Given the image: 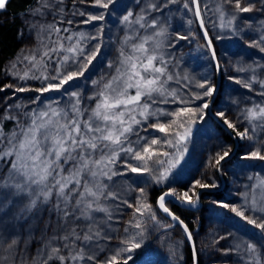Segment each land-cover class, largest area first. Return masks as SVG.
Segmentation results:
<instances>
[{"label": "snow or ice", "instance_id": "6c2138e0", "mask_svg": "<svg viewBox=\"0 0 264 264\" xmlns=\"http://www.w3.org/2000/svg\"><path fill=\"white\" fill-rule=\"evenodd\" d=\"M56 2L62 4L63 0ZM177 2H148L139 13L128 10L122 15L121 23L129 26V30L117 60L108 64L112 71L107 77L91 81L95 91L88 96V100L93 101L94 106L83 105L82 93L69 89L73 81L85 76L100 56V42L91 48H87L85 42L100 41L103 28L96 35L80 32L63 37L60 33L68 32L67 28L61 30L54 24L33 22L31 28L37 30V36L49 33V43H45L41 37L39 47L22 57L23 61H27V70L22 74L17 71L15 76L21 81L39 80L41 86L26 88L22 84L7 83L0 85V92L7 89L16 93L35 91L39 95L33 98V103L52 92L68 95L70 99L64 107L56 102L31 109L22 113L23 119H20V114L4 117L15 121L16 126L9 134L0 129V161L8 164L7 170L0 172V264H129L134 261L133 254L144 248L150 233L146 221L141 218L147 215L152 222L159 224L146 202L145 189L139 188L137 203L133 204L121 199L120 193L113 190V185L104 181H113V177L129 174L136 177L147 175L157 184L167 180L172 169L180 164L187 153L193 126L205 120L211 98L218 91L207 76L194 79L187 74L181 76L172 73L169 61L160 52L165 46L164 40L169 37L167 20L157 17L149 20L148 14L155 11L161 13L162 17V10ZM7 3L8 0H0V11L6 8ZM36 3L37 7L32 12L34 16L43 17L47 10L63 11L54 7L51 0H36ZM118 3L119 0H94L93 6L102 9L111 7L115 11ZM191 5L194 6V16L200 21V28L204 30L206 25L201 19L199 0H191ZM223 5H234L235 11L226 14ZM223 5L215 9L219 14V27L228 29L234 36H242L247 47L264 52V33L255 39L246 35V28L252 27L247 21L234 26L238 20L237 14L264 13V0H223ZM183 7L193 10L188 2ZM79 15L86 17L82 21L84 24L105 19L103 12L89 14L81 11ZM188 24L191 25L192 21L189 20ZM132 25L153 31L148 35L134 36ZM261 25L264 26V21ZM53 33L55 40L51 39ZM185 39H189V36L175 35L176 41ZM204 39L211 59L217 61L219 70L220 63L206 30ZM65 40L70 43H63ZM167 47H175V44L169 42ZM61 53L63 55H59L56 61L55 74H49L48 63L54 54ZM12 67L16 69L17 65L13 64ZM247 70L255 71L251 66L247 69L239 67V71ZM229 79L249 91L256 83L255 76L251 80L231 76ZM172 82L178 84L179 89L171 87ZM259 83L264 89V81ZM260 94L264 95V92ZM161 104L179 107L162 109L159 107ZM194 104L195 107L192 106ZM216 115L241 140L252 141V133L258 128L264 129V104L243 109L235 122L228 118L224 110L218 109ZM241 119L250 126L243 131L238 127ZM150 129L161 136L141 134ZM133 136L135 139H132ZM231 156V146L220 145V150L212 158V166L216 171H221L222 162L228 163ZM133 160L135 164L131 162ZM240 160L264 163V146L250 147L240 155ZM118 161L123 162V170ZM249 180H254V183L246 185V191L240 193L245 201L244 206H231L223 201L214 203H218L220 208L229 209L248 225L259 229L264 236V177L250 176ZM133 183L139 185L140 181ZM216 187L215 182L197 180L192 189L182 194L166 192L159 196L158 204L173 221L183 225V221L166 206L165 198L176 195L182 203L195 206L200 198L196 188ZM128 188L136 191L132 184ZM108 201H119L117 207L126 204L134 210L124 228L125 235L114 249L108 247L114 239L111 235L114 216ZM247 210L260 212L261 215H246ZM184 231L188 233L187 226H184ZM188 240H192L190 233ZM30 245H35L34 254ZM221 251L224 255L241 253L240 258L245 259L246 264H262L258 247L252 242L237 241L233 247ZM101 253H107L103 259L100 258ZM172 255H175V250ZM193 264H198L195 248Z\"/></svg>", "mask_w": 264, "mask_h": 264}, {"label": "rangeland", "instance_id": "374dc122", "mask_svg": "<svg viewBox=\"0 0 264 264\" xmlns=\"http://www.w3.org/2000/svg\"><path fill=\"white\" fill-rule=\"evenodd\" d=\"M183 1L184 0H178L176 4L169 5L168 8L163 9L162 17L161 13L155 11L148 14L149 20L153 17L167 20L169 37L164 40L165 46L161 48L160 52L169 61V69L172 73L181 76L187 74L194 79L207 76L216 85L218 91L216 95L211 98L212 102L205 120L199 121L193 126L192 139L195 141L194 145H189L188 142L187 153L184 155L180 164L172 169L167 180L160 183L162 189L157 190L159 185L154 183L151 177L147 175L144 177H136L129 174V176L113 177V181H104L105 183L113 185V190L120 193L121 199H127L133 204L137 203L139 188H144L147 194L146 202L151 206L152 212L157 216L159 221V224L151 221L153 227L152 233L146 240L144 248L137 250V252L133 254L134 261H130L129 264H146V262L147 264H171L168 250L162 249L163 251L156 252L151 249V246L155 244V241L159 240V238L161 244L164 242L165 246L168 247L170 251L172 250L173 252V250H175V263L178 264L180 262L179 257L181 256V249H177L178 245L175 236L176 233L179 234L178 231L181 227L180 225L174 224L169 217L161 213L157 205L158 197L166 192L182 194L184 191L192 189L193 184L197 180L205 183L215 182L217 187L214 189L196 188L195 191L200 194V198L195 206L182 203L176 198V195L167 196L165 202L166 204L167 202L169 203V206L166 205L169 209L175 205V203H170L171 199L191 208L197 207L194 210L198 209L197 211H199V209H201L200 213L193 214L196 218H199L198 221H196L197 219L195 218V222H197L199 226V232L194 233L199 245L198 264H246V260L240 258L241 253L224 255L221 251L222 249L233 247L237 241H247L256 244L258 247V256L262 264H264V236H262L260 230L254 228L252 225H248L229 209L220 208L218 203H214V201H223L231 206H244L245 201L240 193L246 191V185L254 183V180H249V177H264V163L245 162L240 160V155L248 151L250 147L264 146V129L258 128L255 133H252V141L241 140L236 137L235 133L231 129H228L227 126L223 124V121L216 115L218 109L224 110L228 118L235 122L243 109L252 107L255 104H264V95L260 94L264 92V89H261L259 83L260 81H264V52H261L258 48L247 47L242 36H234L228 29L222 30L219 27V14L215 9L218 5H223V0H199L201 19L205 22V30L209 33V39L212 40L213 49L220 63V74L217 75L216 68L211 59V54L197 26L191 0H188V3H190V8L193 10L185 9L182 4ZM51 2L54 7L62 8L63 11L47 10L43 17L34 16L32 12L34 8L37 7L36 4L30 12L20 17L22 25L20 49L14 58L5 62L0 77V85L7 83L16 85L22 84L26 88H38L41 86L39 80L29 79L27 81H21L15 76L17 71L22 74L23 71L27 70V61H23L22 57L27 55L31 49L39 47V40L41 37L44 39L45 43H49V33L44 32L41 36H37V30L31 28L34 21H37L39 24H54L61 30L67 28L69 30L68 32L61 31L60 33L63 37L75 35L80 32L96 35L98 30L102 27L104 28V32L101 33L100 41L90 40L85 42L87 48H91L93 45L100 42V56L93 62V65L90 66L85 76L79 78L77 81H73L72 87L69 89V91H80L82 93L83 105L94 106V102L88 100V96L92 95L95 91L91 81L99 80L102 76L107 77L112 71V69H109L108 64L117 60L119 51L123 46L125 35L129 30V26L121 23L122 15L126 14L128 10L139 13L142 8L146 7L148 2L160 3L161 0H119L115 11L111 10V7L110 9L94 7V0H83V2L82 0H63L62 4H57L56 0H51ZM244 2H247V0H244ZM223 7L226 14L235 11L234 5H223ZM81 11L89 14L103 12L105 14V19L103 21H94L91 24H84L82 21L86 19V17H81L79 15ZM237 15L238 20L234 22V26L238 24L242 25L245 21L252 26L251 28H246L245 31L247 36L258 39L259 36L264 33V26L261 25V22L264 21V13L253 12ZM3 16V11H0V18ZM69 20L72 21L71 24L68 23ZM189 20L192 21L191 25L188 24ZM130 27L135 29V31L132 32L134 36L148 35L153 31L151 28H148L147 31L140 29L139 25H132ZM195 30H198L200 34L198 35L195 33ZM177 33L189 36V39L176 41L175 35ZM194 33L196 35H194ZM218 36L222 38L218 39ZM51 39H56L54 33L51 34ZM169 42L175 44V47H167ZM63 43L68 44L70 42L65 40ZM59 55H63V53L54 54L52 60L48 63V73L51 75L55 74V69L57 67L56 61ZM13 64L17 65L16 69H13ZM240 66L246 69L248 66H251L255 71H239ZM36 74L39 75V72ZM230 76L240 80H251L253 76H255L256 83L252 85L253 90L249 91L240 84H236L233 80H230ZM170 86L179 89V85L175 82H172ZM37 95L39 94L35 91L16 93L12 89L0 92V123L4 120H9L4 118L7 115L16 116L20 114V119H23L22 113L37 107H43L45 104H55L59 102L60 106L64 107L70 99L68 95L52 92L46 93L44 96L40 97V101L33 103V98ZM233 101H236V103H233ZM17 105L20 107L18 108ZM192 106L195 107V104ZM159 107L173 110L179 107V105L161 104ZM161 119H163V117ZM9 121L11 122V128L9 131L5 132V134L11 133L16 126L15 121ZM238 127L243 131L244 128L250 126L246 121L241 119L238 123ZM141 134L152 137L161 136L160 133L151 129ZM132 139H135V137L133 136ZM222 144L231 146L232 156L228 163L222 162L223 167L221 171H216V168L212 166L214 164L212 158L216 155V152L220 150V145ZM192 147L193 150L191 149ZM165 150L169 152L176 151V149ZM121 156L123 157L124 154L122 153ZM131 162L133 164L136 163L134 160ZM118 164L120 169L123 170V162L118 161ZM244 164H248L249 166L241 167V165ZM7 167V163L0 161V172L6 171ZM136 180L140 181L139 185L133 183V181ZM145 181L147 183H145ZM129 184H132V187L135 188L136 191H130L128 188ZM157 191H161V194L157 195ZM107 203L112 206L114 216V220L111 222V235L114 239L110 242L108 247L114 249L118 246L119 239L125 235L124 228L127 226L134 210L128 208L126 204L117 207L116 205H119V201H108ZM174 214L179 217L181 221L184 220L181 218L182 215L180 213ZM245 214L253 216L261 215L260 212L253 213L250 210H247ZM145 217L148 216L146 215ZM163 217H166V219ZM169 225L170 227H166ZM172 232L175 233V236L171 234ZM190 233L194 241L193 233L191 231ZM221 237L225 238L221 239ZM169 242H171L172 246L167 245ZM29 247L33 249L34 254L35 245H30ZM204 247L208 249H204ZM141 253H143V255H141ZM106 254L107 253H101L100 258L103 259ZM190 264H192V261Z\"/></svg>", "mask_w": 264, "mask_h": 264}, {"label": "trees", "instance_id": "16d2710c", "mask_svg": "<svg viewBox=\"0 0 264 264\" xmlns=\"http://www.w3.org/2000/svg\"><path fill=\"white\" fill-rule=\"evenodd\" d=\"M185 2H188V0H184L182 2V4H184ZM36 4H37L36 0H8L6 8L3 10L4 16L2 18H0V77H1L2 72H3V66H4L5 62L9 59L14 58L20 49V37H21V33H22V25L20 22V17H22L24 14L30 12L31 9ZM189 5H190V3H189ZM103 32H104V28H103ZM195 33H197L198 35L200 34L198 30H195ZM195 33H194V35H196ZM10 128H11V122L9 120H4L0 123V129H2L4 133L9 131ZM194 142L195 141H193V139L191 137V139L189 141V145L190 144L194 145ZM193 147L191 148L192 150H193ZM158 185L159 186H158L157 190L162 189V186L160 185V183ZM157 192H158L157 195L161 194L160 193L161 191H157ZM166 205L169 206V203L167 202ZM176 207L178 210L176 213H180L182 215L181 218L184 219L183 220L184 223H186V225L189 227L190 231L193 233V238H194V241L196 244L195 249L198 253L199 252V245H198L197 240L194 236V233L199 232V226L197 225V222L191 223L189 218H190V215H193L194 213L195 214L200 213L201 209H199V211H197V210L183 209V208L178 207V206H176ZM156 210H158V209H156ZM183 215H184V218H183ZM142 218H143V220L146 221V226H147L148 232L151 234L152 230H153L151 219L149 217H142ZM163 218L166 219V217H163ZM196 219H197L196 221H198L199 218H196ZM178 232H179V234L176 233V236H175L174 232L171 233L176 238V243L178 245L177 249H179V250L181 249V253H180L181 256L179 257L180 262L178 264H190L192 261V256L189 252L188 246L186 245L184 233H183L182 229H179ZM178 238H180V239H178ZM38 239H39V237H38ZM184 241H185V245H184ZM167 245L172 246L171 242H169ZM205 248L208 249L207 247H204V249ZM151 249L156 251V252L163 251L165 249L168 250L169 251L168 255L170 256L171 264H177V263H175L174 255H172V250L170 251V249L165 246L164 242L161 244L160 238H159V240L155 241V244H153L151 246ZM181 257H182V259H181ZM198 258H199V256H198Z\"/></svg>", "mask_w": 264, "mask_h": 264}, {"label": "water", "instance_id": "95a60500", "mask_svg": "<svg viewBox=\"0 0 264 264\" xmlns=\"http://www.w3.org/2000/svg\"><path fill=\"white\" fill-rule=\"evenodd\" d=\"M193 9H194V6H193ZM196 21H197V24H198V27H199V29H200V32H201V35H202V38H203V40H204V42L206 43V46H207V41L204 39V31H205V29L204 30H202L201 28H200V21L199 20H197L196 19ZM208 51H209V49H208ZM209 53H210V51H209ZM211 54V53H210ZM213 61V60H212ZM213 64H214V67L216 68V73H217V75H219L220 74V69L219 70H217V67H216V65H217V61H213ZM173 202L176 204V205H179L180 207H182V208H188V209H192V208H190V207H188V206H184L183 204H181L180 202H177V201H175V200H173ZM157 205H158V208H159V210L162 212V213H164L166 216H168L160 207H159V204H158V202H157ZM169 217V216H168ZM170 219H172L171 217H169ZM173 221V220H172ZM181 221V220H180ZM174 222V224H177V225H180V227H181V229L184 231V226H186V224H184L183 223V225L179 222V221H173ZM188 228V227H187ZM184 233H185V231H184ZM190 233V231H189V229H188V233H185V235H186V238H187V241H188V244H189V247H190V249H191V256H192V262H193V248H195L194 247V242H193V239L191 240V241H189L188 240V234ZM191 234V233H190Z\"/></svg>", "mask_w": 264, "mask_h": 264}, {"label": "bare ground", "instance_id": "6f19581e", "mask_svg": "<svg viewBox=\"0 0 264 264\" xmlns=\"http://www.w3.org/2000/svg\"><path fill=\"white\" fill-rule=\"evenodd\" d=\"M171 211L173 212V213H176L178 210H177V207H176V205H174L172 208H171ZM195 218H196V216H194V215H192V216H190V218H189V220H190V222L191 223H194L195 222ZM183 231V230H182ZM183 233H184V231H183ZM179 237V236H178ZM184 237L186 238V235H185V233H184ZM178 239H180V238H178ZM195 247V246H194ZM188 249H189V252H190V254H191V249H190V247H188ZM196 250V249H195ZM197 252V251H196ZM192 255V254H191ZM192 264H193V262H192Z\"/></svg>", "mask_w": 264, "mask_h": 264}, {"label": "flooded vegetation", "instance_id": "af4514ba", "mask_svg": "<svg viewBox=\"0 0 264 264\" xmlns=\"http://www.w3.org/2000/svg\"><path fill=\"white\" fill-rule=\"evenodd\" d=\"M198 210V209H197Z\"/></svg>", "mask_w": 264, "mask_h": 264}]
</instances>
